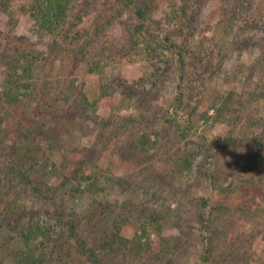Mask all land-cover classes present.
Segmentation results:
<instances>
[{
    "label": "rangeland",
    "instance_id": "rangeland-1",
    "mask_svg": "<svg viewBox=\"0 0 264 264\" xmlns=\"http://www.w3.org/2000/svg\"><path fill=\"white\" fill-rule=\"evenodd\" d=\"M31 1L11 0L9 11L0 13V93H3L4 82L1 55L21 47L33 49L40 58H50L37 75L40 81L49 77L60 81L61 87L53 91L54 96L66 94L75 80V87L83 90L92 101L101 90L102 73L110 92L97 106L96 123L78 117L75 107L70 104L62 112L60 108L54 111L42 103L36 105L28 101L0 110V170L7 163L12 145L19 144L25 149L27 142L22 130H27L34 135V148L40 156H52L54 161L69 168L77 160H86L89 180L83 181V185L95 182L96 186L76 201L78 208L98 207L100 201L103 202L100 210L112 219L118 216L136 218L148 212L163 214L167 217L163 226L150 227L145 236L153 242L152 251L158 252L168 240L173 248H182L177 257L178 264H203L204 243L197 230L203 202L211 205L227 198L220 192L222 188L227 190L234 207L256 208L253 192L245 183L254 178V182L259 178L264 180V151L249 155L248 151L259 152L247 148L249 143L235 150L227 149V142L221 139L243 136L246 119L250 116L247 114L254 106L246 109L243 117L234 124L212 120L205 123L203 114L214 116L215 112L210 109L209 98L202 100L200 95L190 99L186 94L188 109L176 110L178 80L174 64L168 67L167 73L163 71L150 76L144 47L126 44L122 25L108 20V16L116 11L111 9V4L99 1L89 6L78 25L79 41L71 44L69 39L61 37L57 39L59 44L55 49L52 46L54 38L40 32L30 13L22 9ZM169 4L170 0L158 1L151 17L153 27L164 16ZM262 8L264 16V5ZM221 14L220 0H204V8L195 22L194 37L190 43L181 38L177 42L188 47L211 45L214 38H220L217 35ZM95 38L101 39L92 43ZM167 55L170 57V53ZM257 57L256 51L236 52L225 63V76L233 75L239 64L253 65ZM213 85L225 93L235 92L241 100L247 99L246 92L252 87L240 81L227 83L223 76ZM145 93L155 96L150 104L145 105L142 101L143 98L151 99ZM165 113L167 117L164 118L162 114ZM152 118L156 119L154 124L149 121ZM107 123L111 124L104 128ZM149 132L151 137L142 145L143 136ZM210 142L220 150L214 159L209 160L204 150V155L196 162L201 171L177 173L175 159L185 145L197 143L205 147ZM136 143L145 150L138 149ZM259 143L261 140L256 144ZM249 169L250 174L247 173ZM27 196L21 195V202L28 204ZM236 214L227 239L240 254L246 255L245 261L239 264H264V223L258 226L253 220ZM138 227V223H129L122 233L127 238L138 237L141 235L137 233ZM0 264L12 263L7 256L0 255Z\"/></svg>",
    "mask_w": 264,
    "mask_h": 264
},
{
    "label": "trees",
    "instance_id": "trees-1",
    "mask_svg": "<svg viewBox=\"0 0 264 264\" xmlns=\"http://www.w3.org/2000/svg\"><path fill=\"white\" fill-rule=\"evenodd\" d=\"M99 1L111 4V9L116 10L108 20L122 25L126 44H133L134 48L144 47L151 68L150 76L163 71L167 73L168 67L174 64L178 80L176 110L188 109L186 94L190 99L200 95L202 100L209 98L210 109L215 112L214 116L203 114L205 123L212 120L219 123L232 121L234 124L253 105L247 114L249 118L246 116L243 136L234 139L220 137L227 142V149L235 150L249 143L247 148L259 151H248L249 155L264 151V0H220L222 14L217 35L220 38L210 40L212 44L209 46L199 44L191 47L178 43L177 39L190 43L204 0H170L168 10L156 22V27L151 25V17L159 0H32L22 9L30 13L40 32L54 38L52 46L56 49L58 38L69 39L71 44L79 41L78 25L88 7ZM10 6L11 0H0V13L8 12ZM100 39L95 38L92 43ZM254 51L258 57L253 65L239 64L233 75L225 76V63L236 52ZM47 59L50 58H40L37 52L27 47L1 55L4 82L0 110L28 101L36 105L42 103L54 111L60 108L62 112L70 104L75 107L78 117L96 123L97 106L110 92V87L104 83L105 74H100L101 90L92 101L83 90L75 87V80L66 94L56 97L53 91L61 87L60 81L53 77L40 81L37 75L44 70ZM221 76L227 83L240 81L248 87L252 85L246 92L247 99L241 100L235 92L225 93L215 87L213 82ZM131 93L135 95V92ZM145 96L151 97L150 100L147 98L149 102L142 99L145 105L155 98L150 93H145ZM162 117H167V113ZM155 120L149 121L154 124ZM108 124L103 127H108ZM24 131L25 149L19 144L12 145L7 163L0 170V255L7 256L12 264H178L181 247L173 248L166 240L158 252H153V242L145 239L150 227L163 226L167 219L165 215L148 212L136 218L118 216L112 219L100 210L103 206L100 201L98 207L78 208L76 201L96 186L95 182L83 185V181L89 180L86 160H77L69 168L54 161L52 156L44 158L34 148V135ZM151 135L149 132L143 136L145 141L142 145L147 144ZM260 140L261 143L256 144ZM142 145L136 143L138 149L145 150ZM185 146L174 163L179 174L183 171L192 174L196 169L201 171L196 162L204 155V150L209 160L220 151L212 142L207 147L197 143ZM247 173H251L250 169ZM254 179L245 183L253 192L254 210L234 207L227 190L222 188L220 192L227 198L211 205L203 202L197 223L199 237L204 243L203 264H239L245 261L246 255L240 254L227 236L237 212L258 226L264 223V180L259 178L254 182ZM231 189L235 191L232 186ZM24 194L30 199L28 204L19 198ZM129 223L139 224L137 233L140 236L127 238L123 235V228Z\"/></svg>",
    "mask_w": 264,
    "mask_h": 264
}]
</instances>
